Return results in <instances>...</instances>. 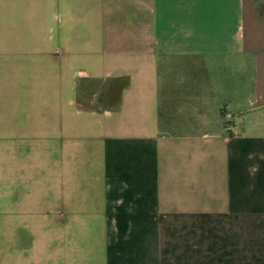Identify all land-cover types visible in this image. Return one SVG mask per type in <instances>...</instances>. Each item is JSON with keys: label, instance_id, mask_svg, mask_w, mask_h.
Segmentation results:
<instances>
[{"label": "crops", "instance_id": "1", "mask_svg": "<svg viewBox=\"0 0 264 264\" xmlns=\"http://www.w3.org/2000/svg\"><path fill=\"white\" fill-rule=\"evenodd\" d=\"M1 68L0 264H264V0H0Z\"/></svg>", "mask_w": 264, "mask_h": 264}, {"label": "rangeland", "instance_id": "2", "mask_svg": "<svg viewBox=\"0 0 264 264\" xmlns=\"http://www.w3.org/2000/svg\"><path fill=\"white\" fill-rule=\"evenodd\" d=\"M9 68H1L0 72V251L7 250L8 246V215L11 192V170L15 163L12 156L13 146L19 148L24 135L31 134L34 125L38 126L36 118L41 115H15L24 111L40 112V105L46 97L55 94V84H48L42 91L36 90L38 83H16L10 81ZM46 85V84H41ZM53 86V88H51ZM42 97L40 100L39 98ZM79 99V96L77 97ZM37 100L38 108L33 100ZM25 118L28 120L25 122ZM26 138V137H25ZM27 139V138H26ZM30 143V140L27 139ZM24 144V143H22ZM13 145V146H12ZM18 154V152H17Z\"/></svg>", "mask_w": 264, "mask_h": 264}, {"label": "built area", "instance_id": "3", "mask_svg": "<svg viewBox=\"0 0 264 264\" xmlns=\"http://www.w3.org/2000/svg\"><path fill=\"white\" fill-rule=\"evenodd\" d=\"M231 115L230 114H228V113H224V117L227 119V120H229V117H230ZM228 126H229V123L227 124Z\"/></svg>", "mask_w": 264, "mask_h": 264}]
</instances>
